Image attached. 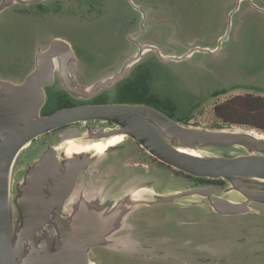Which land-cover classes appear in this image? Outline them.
I'll list each match as a JSON object with an SVG mask.
<instances>
[{
  "label": "rangeland",
  "instance_id": "1",
  "mask_svg": "<svg viewBox=\"0 0 264 264\" xmlns=\"http://www.w3.org/2000/svg\"><path fill=\"white\" fill-rule=\"evenodd\" d=\"M28 1L8 0L0 11L1 79L21 84L42 74L38 55L64 41L69 70L84 90L102 84L96 97L114 99L119 82L109 81L124 65L129 79L148 70L151 93L170 105L163 107L172 119L157 113L212 135L177 138L139 113L174 148L203 157L264 155L263 148L249 143L250 136L264 140V129L254 127H264V117L239 111L234 122L240 124L216 114L217 106L237 96L264 98V0ZM125 174L113 201L118 206L99 213L93 228L90 259L96 264H264V201L252 198H264V179L175 177L166 168L157 175ZM195 185L246 203V212L214 213L205 198L192 194Z\"/></svg>",
  "mask_w": 264,
  "mask_h": 264
},
{
  "label": "flooded vegetation",
  "instance_id": "2",
  "mask_svg": "<svg viewBox=\"0 0 264 264\" xmlns=\"http://www.w3.org/2000/svg\"><path fill=\"white\" fill-rule=\"evenodd\" d=\"M67 61L66 56L62 59L59 54L52 64V85L42 87L34 97L33 94L23 96L17 106L7 112L8 118L19 125L29 121L31 108L40 99L43 103L40 97L44 96L40 117L75 106L138 105L172 119L167 110L129 102L131 82L139 78V72L129 79L124 65L121 73L111 79L119 82L115 98L111 99V94L98 98L97 85L90 92L84 90L80 77L78 79L76 72H70ZM56 85L59 88L51 90ZM4 97L5 94L0 92V100ZM151 97L162 103L152 93ZM123 130L122 126L109 120L80 121L40 135L21 148L10 168L6 195L12 264H96L90 259L95 245L93 239L97 236L93 228L98 226L99 213L106 214L115 208V194H120L121 190L119 179L126 175L125 172L157 175L166 168L175 177L185 173L154 157ZM160 133L164 135L162 131ZM118 135L122 139L110 144L109 140ZM34 185H39L40 196L28 215V223L35 226L42 217L45 222L40 228L27 231L24 193ZM208 187L211 186L195 185L193 189ZM202 197L214 213L238 215L219 213L208 197Z\"/></svg>",
  "mask_w": 264,
  "mask_h": 264
},
{
  "label": "water",
  "instance_id": "3",
  "mask_svg": "<svg viewBox=\"0 0 264 264\" xmlns=\"http://www.w3.org/2000/svg\"><path fill=\"white\" fill-rule=\"evenodd\" d=\"M7 1L8 0H4L0 5V11L3 9ZM35 1L39 0H30L28 3ZM68 49L66 42L60 40L55 41L48 51L42 52L38 55L37 68L42 74L38 76H30L22 85H17L14 86V88L9 89L5 94V97L0 100V264H12L9 247L6 203L8 177L11 165L21 148L30 141L67 124L88 120L113 121L122 126L125 134L132 136L154 157L163 163L190 175L206 178L250 176L264 179V155L203 157L180 151L171 146L165 139L161 140L151 134L142 125V123L146 122L139 118V113L152 116L154 120L163 126L164 129H169V131L177 138L184 137L186 139L200 140L210 139L212 135L179 126L156 111L138 105L75 106L64 108L50 115L40 117L39 113L36 112L38 108L40 110L42 104V100L40 99V101L36 103H39V105L37 106V109L35 108L32 112L33 114L29 121L19 125L10 120L7 112L15 108L17 102L23 96L33 94L34 97L42 87L52 85L53 71L50 60L57 54H61V58L65 59ZM141 56L142 52L132 60H138ZM109 82L111 83L113 80ZM103 86L104 85L99 84L95 87V90ZM249 143L254 147L264 149V140L256 136H250ZM39 190V185L37 187L34 185L27 188L24 193L26 210L25 228L27 231L38 229L45 222V217H42L41 221L35 224V226L29 225L28 223V215L32 209L36 207L39 199ZM214 192L215 190L213 188L208 187L204 189H196L192 194L208 197L213 208L219 213L235 215L246 212V203L230 202L221 197L215 196ZM180 196L182 195L177 197ZM174 198L175 197H172L170 199ZM252 198L256 201H264V198L258 195H254ZM95 240L96 236L93 241Z\"/></svg>",
  "mask_w": 264,
  "mask_h": 264
},
{
  "label": "trees",
  "instance_id": "4",
  "mask_svg": "<svg viewBox=\"0 0 264 264\" xmlns=\"http://www.w3.org/2000/svg\"><path fill=\"white\" fill-rule=\"evenodd\" d=\"M139 78L132 80L130 88V103H146L155 106L157 109L166 112V108L169 104L163 105L159 100L151 97V87L149 84L150 71L144 70L139 72ZM164 106V107H163ZM239 111L244 112L243 115L249 114L252 117L260 116L264 117V98L259 96H237L224 104L216 107L217 117L226 123H240L234 122V117ZM171 115V114H169ZM258 129H264L260 125H255Z\"/></svg>",
  "mask_w": 264,
  "mask_h": 264
},
{
  "label": "crops",
  "instance_id": "5",
  "mask_svg": "<svg viewBox=\"0 0 264 264\" xmlns=\"http://www.w3.org/2000/svg\"><path fill=\"white\" fill-rule=\"evenodd\" d=\"M19 84L20 83H14L0 78V92L6 94L9 89H12L14 88V86H17Z\"/></svg>",
  "mask_w": 264,
  "mask_h": 264
},
{
  "label": "bare ground",
  "instance_id": "6",
  "mask_svg": "<svg viewBox=\"0 0 264 264\" xmlns=\"http://www.w3.org/2000/svg\"><path fill=\"white\" fill-rule=\"evenodd\" d=\"M142 123V122H141ZM142 125L151 133L153 134L154 136H156L157 138L163 140L162 138H160L156 133H154V130L146 123H142ZM122 139V136H115L113 137L112 139L109 140V143L112 144V143H115L116 141ZM198 156V155H196ZM201 156V155H200Z\"/></svg>",
  "mask_w": 264,
  "mask_h": 264
}]
</instances>
